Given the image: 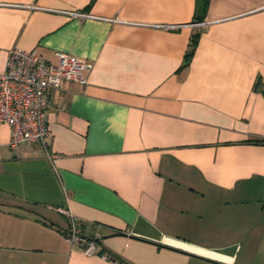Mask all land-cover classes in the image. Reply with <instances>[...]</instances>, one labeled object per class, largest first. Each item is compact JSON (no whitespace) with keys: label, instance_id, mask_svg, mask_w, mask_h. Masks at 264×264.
Listing matches in <instances>:
<instances>
[{"label":"crops","instance_id":"obj_1","mask_svg":"<svg viewBox=\"0 0 264 264\" xmlns=\"http://www.w3.org/2000/svg\"><path fill=\"white\" fill-rule=\"evenodd\" d=\"M195 4L0 0V73L13 49L91 65L46 145L0 123V264H264V0Z\"/></svg>","mask_w":264,"mask_h":264},{"label":"built area","instance_id":"obj_2","mask_svg":"<svg viewBox=\"0 0 264 264\" xmlns=\"http://www.w3.org/2000/svg\"><path fill=\"white\" fill-rule=\"evenodd\" d=\"M56 57L57 64H51L36 50L13 49L9 53L5 71L0 73V123L10 128L12 148L27 143L46 145L51 137L47 125L50 94H58L64 82L87 83L84 75L91 69L87 61L61 52ZM67 238L85 255L97 254L95 241L74 220Z\"/></svg>","mask_w":264,"mask_h":264},{"label":"trees","instance_id":"obj_3","mask_svg":"<svg viewBox=\"0 0 264 264\" xmlns=\"http://www.w3.org/2000/svg\"><path fill=\"white\" fill-rule=\"evenodd\" d=\"M210 2L211 0H196L195 12H194V17H193L194 24L205 22V19L207 17L208 10H209ZM200 38H201L200 32H196L192 35L189 48L185 55L184 63H183V66L181 67V70L186 68L190 64L191 60L193 59L196 53L197 47L199 45ZM263 95H264V91H263Z\"/></svg>","mask_w":264,"mask_h":264}]
</instances>
